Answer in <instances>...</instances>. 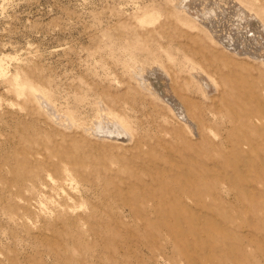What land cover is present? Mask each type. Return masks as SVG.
<instances>
[{
    "label": "rangeland",
    "instance_id": "rangeland-1",
    "mask_svg": "<svg viewBox=\"0 0 264 264\" xmlns=\"http://www.w3.org/2000/svg\"><path fill=\"white\" fill-rule=\"evenodd\" d=\"M262 32L264 0H0V264H264Z\"/></svg>",
    "mask_w": 264,
    "mask_h": 264
},
{
    "label": "bare ground",
    "instance_id": "bare-ground-1",
    "mask_svg": "<svg viewBox=\"0 0 264 264\" xmlns=\"http://www.w3.org/2000/svg\"><path fill=\"white\" fill-rule=\"evenodd\" d=\"M222 14H224V16H229V17H230V15H232L231 16L232 17V19H231L232 20V24H231V26H232V34L225 35V36L222 37V39L223 38L225 39V41L227 43V46H229L228 49H231V50L237 52L238 49H240V48H239V45H236V43L239 42V38L240 37H244V38H247V39L249 38L248 40H251L250 42H251L252 46L258 48V46H257L259 44V42L257 41L258 40V36L257 35L255 36V33L250 32V30H252L249 27V24L251 23V20H250V18L246 17V11H244V9H242V8H240V7L237 6L236 8H233L230 11L229 10L228 11H225L224 10V13H222ZM206 22L208 23L207 25L210 24L209 26H211L212 29L215 28V27H217V28H215L216 31L219 29L218 28V25L215 26V23H216L215 17L212 16V13L211 12H209V14L207 16V19H206ZM244 23L247 25L246 30L245 31H242V32L241 31H238L239 30V26L242 25V24H244ZM248 28H250V29H248ZM255 41H256L257 45L254 43ZM110 128H111V130L109 128L107 130L105 129L104 131L102 130L105 133V135L107 134L108 136L109 135H112V136H115V137H119L120 138L121 135L123 134V131L121 130V127L119 126V124H118V126L117 125H114V126H111ZM99 132H100V130H99ZM103 132H101V133L104 134ZM123 135H122V137H123ZM125 135H126V133H125ZM126 136H128V134Z\"/></svg>",
    "mask_w": 264,
    "mask_h": 264
}]
</instances>
